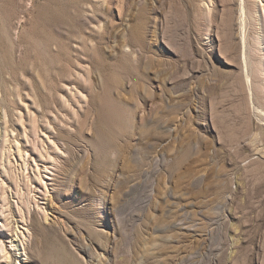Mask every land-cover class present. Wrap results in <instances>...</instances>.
<instances>
[{"label":"rangeland","instance_id":"1","mask_svg":"<svg viewBox=\"0 0 264 264\" xmlns=\"http://www.w3.org/2000/svg\"><path fill=\"white\" fill-rule=\"evenodd\" d=\"M243 1L0 0V264H264Z\"/></svg>","mask_w":264,"mask_h":264},{"label":"bare ground","instance_id":"2","mask_svg":"<svg viewBox=\"0 0 264 264\" xmlns=\"http://www.w3.org/2000/svg\"><path fill=\"white\" fill-rule=\"evenodd\" d=\"M240 1L241 0H239V3H240ZM243 1V0H242ZM222 2V1H221ZM244 2V1H243ZM244 4V3H243ZM232 5V4H231ZM241 6H243V5H241ZM241 6H239L240 8H241ZM239 8V9H240ZM243 8V7H242ZM242 10V9H241ZM241 10H240V13H241ZM242 13H244V12H242ZM243 15V14H242ZM243 18V17H242ZM241 20V19H240ZM212 22V21H211ZM241 25H242V27H243V29L242 30H245L244 28H245V15H244V18L242 19V21H241ZM243 35H244V33H243ZM133 36H135V35H133ZM245 36V35H244ZM244 36H242V37H244ZM246 38V37H245ZM247 39V38H246ZM245 39V40H246ZM248 40V39H247ZM260 40V39H259ZM255 41V40H254ZM249 42V41H248ZM242 43V42H241ZM243 43H246V42H243ZM255 43V42H254ZM260 43V42H259ZM247 44V43H246ZM246 44H244V45H246ZM249 45V44H248ZM232 46H233V43H232ZM243 47V46H242ZM247 47V46H246ZM252 47V46H251ZM256 47V46H255ZM263 47V46H262ZM234 48H236V47H234ZM234 48H232V51H233V49ZM254 49V48H253ZM260 49V48H259ZM243 50V49H242ZM244 51H246V50H244ZM250 51V50H249ZM236 54H237V52H236V50L234 51ZM260 52V51H259ZM235 53H234V55H235ZM247 53V52H246ZM249 53V52H248ZM245 55V54H244ZM236 56V55H235ZM246 56V55H245ZM255 57V55L253 54V51L252 52H250L249 54H248V60H249V58H251V59H253L254 57ZM247 57V56H246ZM232 58H233V56H232ZM239 59V58H238ZM237 59V60H238ZM251 59L249 60V62L251 61ZM259 59V58H258ZM256 60H257V58H256ZM255 60V61H256ZM263 60V59H262ZM233 61H234V59H233ZM236 61V60H235ZM247 61V60H246ZM261 61V60H260ZM259 61V62H260ZM239 61H237V63H238ZM257 62V61H256ZM240 63V62H239ZM246 64H247V62H246ZM252 64V63H251ZM253 64H254V62H253ZM238 66V65H237ZM243 66V65H242ZM248 66V65H247ZM249 66H250V64H249ZM248 66V67H249ZM257 66V65H256ZM259 66H260V64H259ZM244 67V66H243ZM247 68V67H246ZM263 68V67H262ZM243 69V68H242ZM259 70V69H258ZM258 70H256V69H253L252 68V72H251V76H253V77H251L254 81H258L259 79H261V76H260V73L258 72ZM247 71V70H246ZM251 71V70H250ZM249 72V71H248ZM242 73V72H241ZM247 73V72H246ZM248 74H250V73H248ZM252 80V81H253ZM251 81V80H250ZM252 83V82H251ZM256 84V83H255ZM251 92V91H250ZM253 93V92H252ZM46 109V108H45ZM49 110V109H48ZM56 114H58V113H56ZM55 114V115H56ZM58 208V207H57ZM29 212V211H28ZM86 217V216H85ZM40 223L38 222V220H37V218L35 217V214L33 215L32 214V217H31V226H32V228L34 229L33 231H34V233H36V229H37V226L39 225ZM44 226H45V224H44ZM43 226V227H44ZM41 231H44L45 232V227L44 228H39ZM57 230V229H56ZM99 231V230H98ZM40 233V232H39ZM36 235V234H35ZM48 235V234H47ZM61 235V234H60ZM94 244V243H93ZM34 245V244H33ZM88 245V244H87ZM87 245H85V248L87 249V247L89 246H87ZM94 245H96V244H94ZM99 245V244H98ZM92 246V245H91ZM90 246V247H91ZM66 247V246H65ZM64 247V248H65ZM89 248V247H88ZM71 249V248H70ZM4 250V249H3ZM2 250V251H3ZM32 250V249H31ZM33 250H34V248H33ZM84 250V249H83ZM36 251V250H35ZM66 252V251H65ZM32 253V252H31ZM30 254V253H29ZM64 254H66V253H64ZM72 254V253H71ZM75 254V253H74ZM31 256V255H30ZM30 256H29V258H30ZM76 256V255H75ZM78 256V255H77ZM33 257V256H32ZM80 257V256H79ZM80 259V258H79ZM34 260V259H33ZM81 262V264H89L88 263V260H86V259H83V260H81L80 261ZM91 262V261H90ZM73 263H76V262H73ZM69 264V263H68Z\"/></svg>","mask_w":264,"mask_h":264}]
</instances>
